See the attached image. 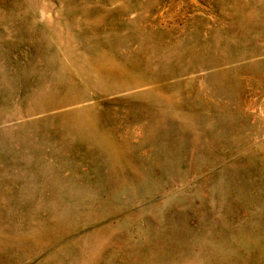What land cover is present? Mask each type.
Wrapping results in <instances>:
<instances>
[{"label":"rangeland","instance_id":"rangeland-1","mask_svg":"<svg viewBox=\"0 0 264 264\" xmlns=\"http://www.w3.org/2000/svg\"><path fill=\"white\" fill-rule=\"evenodd\" d=\"M0 264H264V0H0Z\"/></svg>","mask_w":264,"mask_h":264}]
</instances>
